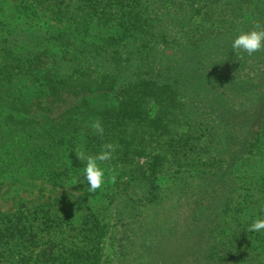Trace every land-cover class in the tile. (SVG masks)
Returning a JSON list of instances; mask_svg holds the SVG:
<instances>
[{"label": "trees", "instance_id": "16d2710c", "mask_svg": "<svg viewBox=\"0 0 264 264\" xmlns=\"http://www.w3.org/2000/svg\"><path fill=\"white\" fill-rule=\"evenodd\" d=\"M88 1L93 4L84 7L87 15L82 20L81 33H54L47 40L39 37L33 40L31 51L20 57L16 55V47L14 51L4 49L3 57H11L0 61V94L10 87L9 92L0 98L6 99L13 111L24 115V122L34 130L31 138L35 139L36 132L44 140L34 145L39 166L45 167L51 158V150L62 152L63 148L72 145L77 139L75 133L84 130V123L91 126L92 117L104 128L99 140L105 138L108 142L109 139L108 143L117 146V160L129 163L132 157L145 152L144 145H141L143 151L139 152L140 136H155L158 132L170 134L174 131L172 127L186 128L172 142L171 151L180 165L181 152H185L183 143L189 145L190 141H195L191 144L193 149L196 141L206 138L210 139V149L217 138L216 127L205 123L206 113L195 109L193 97L209 99L210 116L226 121L218 134L223 138V144H218L221 155L229 157L224 172L251 159L261 149L264 93L257 90V97L242 101L238 110L223 104L226 92L235 90L239 94L246 91L256 77L233 79L234 87L225 89L223 77L217 75L210 61L217 59L218 51H211L224 38L235 39L242 32L264 29V0H171L177 6L175 14L165 13L162 17L160 0ZM56 12L64 14L61 7ZM164 18L169 21L162 24ZM90 20L96 29L95 34L89 30ZM172 30L174 35H171ZM16 32L0 30V45L2 41L12 42L14 38L9 39ZM210 40L215 42L208 47L206 44ZM43 47L45 50L40 49ZM57 47L59 49L55 50ZM53 51L63 54L61 58L67 60V71L59 66L61 58H57ZM174 51L182 53V58L175 59ZM247 65L252 70L260 65L256 69L257 75L264 76V50L252 56L243 53L239 66L243 69ZM26 88L29 91H24ZM248 94L249 91L243 97ZM245 106L254 107V112L249 113ZM36 110L42 112L41 121L33 114ZM199 112L204 113L197 115ZM194 113H197L195 117L201 118L200 122H193L191 115ZM38 126H41L39 132ZM229 150L234 151L230 153ZM162 157L156 154L149 169L142 173L140 180L153 187V190L147 188L149 192L141 197L143 200L155 199L157 166ZM72 160L70 167H65L66 172L83 168L76 157ZM0 170L3 171V167ZM217 184L224 191L219 211L215 217L204 220V226L196 233L199 238L192 235L183 240L177 233L184 234L185 231L179 228L176 233L172 231L175 238L170 235L160 248L170 251L168 255L174 258L171 264H190L191 261L194 264H264L248 250L246 252L240 241L233 242L228 238L227 228L233 227V189L223 178H219ZM123 215L118 211V217ZM126 215L133 217V212L129 210ZM22 220L16 215L0 217V246L9 240L35 238L32 233L25 235L28 227L22 224ZM95 222L100 225L99 217ZM125 232L121 234L126 236ZM155 250L159 251L158 245ZM84 254L79 252L74 256L77 259Z\"/></svg>", "mask_w": 264, "mask_h": 264}, {"label": "rangeland", "instance_id": "374dc122", "mask_svg": "<svg viewBox=\"0 0 264 264\" xmlns=\"http://www.w3.org/2000/svg\"><path fill=\"white\" fill-rule=\"evenodd\" d=\"M159 3L163 7L161 17L165 13L175 14L177 6L171 0H160ZM86 4L92 6L93 2L0 0V30L17 31L9 39L14 38L12 42H1L0 61L11 57H3L4 49H16V55L20 57L22 53L31 51L33 40L39 37L47 40L54 33L79 32V29L82 30V20L87 15L84 8ZM58 7L64 10V14L56 12ZM164 19L162 24L169 21L168 18ZM89 24V30L95 34L93 21L90 20ZM171 35H174L173 30ZM233 40L234 38L226 37L218 42L211 51H218V57L210 63L215 67L217 75L223 77L225 89L234 87L233 79L256 77L246 91H240L239 94L235 90L226 92L223 104L229 109L238 110L242 107V101L254 99L258 92L264 93V84L261 85L264 76L257 75L256 69L260 65L254 70L249 65L240 68L239 60L242 58L235 57L232 50ZM214 42L210 40L206 46L211 47ZM40 49L43 50L44 47ZM53 53L57 58L63 56L59 51ZM182 55L176 51L173 54L178 60ZM61 61L59 66L67 71V60L61 58ZM253 85L257 87L254 88ZM17 87L21 89L20 86ZM9 89L10 87L0 95H6ZM247 91L249 94L243 97ZM13 92L17 93L15 89ZM189 97H192L191 94ZM193 99L195 109L205 111V123L217 129V138L210 149V139L206 138L196 141L194 150L192 145L195 141H190L189 145L183 143L185 152H181L179 165L174 159L176 155L171 151L172 142L186 128L179 130V127H172L174 131L170 134L158 132L155 136H140L139 152L144 148L145 152L132 157L130 163L117 160L119 156L115 152L113 158L106 162L110 168L108 185L102 191L90 192L86 183H72L74 178L82 179L83 168L79 170L76 167L71 172H66L65 167H70L72 159L76 157L75 152L83 150L95 156L102 151L103 145L108 144L109 139L108 142H105V138L99 140L100 137L92 126L84 123V130L75 133L77 139L74 143L63 148L62 152L51 150V158H47L49 160L44 164L45 167H41L35 160L37 157L34 145L41 144L43 138L36 132L35 139L31 138L34 130L26 125L24 115L13 111L7 105V100L0 98V169L3 167V171L0 170V217H22V224L28 227L25 235L35 234V238L30 237L26 241L9 240L2 244L0 264H171L174 258L168 255L170 251L162 250L160 244H165L170 235L172 239L175 238L172 231L176 233L179 228L185 231L184 234L180 231L177 233L183 240L192 235L199 238L196 233L204 226V220L210 216L215 217L219 211L220 199L224 193L217 184L219 178H223L233 189V227L227 228L228 238L233 242L240 241L246 252L248 250L249 254L264 262V231H247L253 219L258 216L264 218V141L261 149L251 159L237 163L231 171L224 172L229 157L221 155L220 145L223 144V138L218 134L226 121L210 116L209 99ZM207 103L208 106H205ZM207 108L209 109L206 111ZM244 108L249 113L255 110L251 106ZM34 113L38 116L35 118L41 121L42 112L36 110ZM201 113L204 112L196 114ZM196 114L191 115L194 123L201 120L199 116L195 117ZM90 119L92 124L96 122L93 117ZM40 127L36 128L38 132ZM236 140L237 138L234 142ZM195 147L198 148L195 150ZM233 151L229 150L230 153ZM158 153L163 157L157 166V187L153 194L155 199L143 200L141 197L149 192L147 188L153 190V187L140 178ZM2 160L5 162L1 165ZM82 164L84 167V162ZM113 176L114 180L111 179ZM129 210L133 212V217L126 215ZM118 211L124 215L118 217ZM97 217L100 225L95 222ZM15 218L13 219L17 220ZM124 231H127L126 236L121 234ZM231 231L234 232L233 235L230 234ZM157 245L159 251L155 250ZM79 252L85 254L76 259L74 254ZM165 255L168 257L165 258ZM248 258L250 259L249 256ZM190 264L194 263L191 261Z\"/></svg>", "mask_w": 264, "mask_h": 264}, {"label": "clouds", "instance_id": "9594fccd", "mask_svg": "<svg viewBox=\"0 0 264 264\" xmlns=\"http://www.w3.org/2000/svg\"><path fill=\"white\" fill-rule=\"evenodd\" d=\"M232 50L237 58H242L243 53L252 56L258 51L264 50V29L240 33L232 42ZM91 126L96 134L101 136L104 134V128L99 121L94 122ZM116 149V145L108 143L103 145L102 151L95 156L89 155L83 150L75 152L76 158L79 161L84 162V167L81 170L82 179L74 178L72 183H86L88 191L90 192L104 190L109 183L110 173V168L107 166L106 162L113 158ZM111 179L114 180L115 177L113 176ZM247 231H264V218L258 216L253 219L248 225Z\"/></svg>", "mask_w": 264, "mask_h": 264}]
</instances>
